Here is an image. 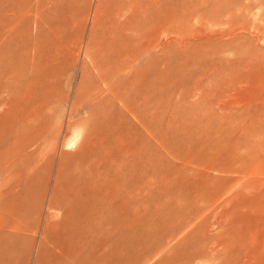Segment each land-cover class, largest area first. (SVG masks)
<instances>
[{
	"label": "rangeland",
	"instance_id": "rangeland-1",
	"mask_svg": "<svg viewBox=\"0 0 264 264\" xmlns=\"http://www.w3.org/2000/svg\"><path fill=\"white\" fill-rule=\"evenodd\" d=\"M133 1L0 31V264H264V0Z\"/></svg>",
	"mask_w": 264,
	"mask_h": 264
},
{
	"label": "bare ground",
	"instance_id": "bare-ground-1",
	"mask_svg": "<svg viewBox=\"0 0 264 264\" xmlns=\"http://www.w3.org/2000/svg\"><path fill=\"white\" fill-rule=\"evenodd\" d=\"M66 2H67V0H4L5 6L3 8L1 7V9H0V11L2 12V14L0 15V31H3V29L7 28V26L8 27L11 26L10 30H12L14 32H19L21 30V33H23V32H27L29 30V28L31 27V25H35L37 28L36 30L40 31V29L42 27V17L41 16L50 17L51 15L52 16L55 15L57 12L60 11L61 8H63V6L66 4ZM128 7H129V10H131V11L138 10L137 9L138 5H137V2L135 0L133 2H131L128 5ZM118 11H120V9H118ZM112 14H113L112 12H109V14H108V20H107V23L105 24L103 36L101 37L102 42H100V44H99L100 48H101L100 45H102L103 43L106 44V40L110 43L109 46H114V48L116 45H119V43H120V42L116 41V40H118V38L116 36H113L115 33H117V31H119L120 24L118 21L109 18ZM4 33H6V32L4 31ZM16 34H18V33H16ZM25 39H32V36L26 35ZM2 40H4V39H2ZM4 45H5V43H4ZM5 47H9V45H7ZM9 49H10V47H9ZM115 49H117L118 51H121L118 47ZM16 54H18V48L16 49ZM113 54H114L113 52L106 50L105 53L101 54L100 56L102 58H111V56H113ZM3 55H4V46L0 45V56H3ZM118 56L124 57L125 55H122V53L120 52V54ZM1 61L2 60H0V64H1L0 65V77H2L6 73V70H5L6 68H4V67H6V65H7V63L2 64ZM103 62H105V60H98V67H97V69H98V77H97L98 80L100 81V83H102L104 81L106 82L105 86H107L108 92H110L109 96L111 99L113 98L115 100H119L123 104L127 105L128 100L124 99L127 97L125 95H122L124 93L121 94L117 89L119 87L118 84H120L118 82V80L121 76L123 78L122 84L124 86H127L128 84H130L129 79L127 77L128 76L127 75L128 74V66H125L124 68H122V70L119 73H116L114 71V67H109V66L104 67ZM111 72H113V73L110 74ZM9 74H11V73H9ZM4 87H6V86L3 85V90H4ZM126 89L127 88H125L123 90H126ZM90 95H91V97H93L92 105H93V107H96V109H93L90 112V114L93 115V117H92L93 120H99L100 121L103 118L102 109H104L103 104H101V100L106 98L107 94H105L104 91L102 92V91L95 90V92L90 94ZM95 97L100 98V101ZM0 105L6 106L7 101H4V100L0 101ZM75 113H76V115H78L77 112H75ZM73 120H75V119H72L68 122L69 127L71 126ZM76 120L81 122L82 117H79ZM4 123H5V121L0 118V135L3 134L2 130L4 128ZM93 124H95V123H93ZM36 136H37L36 134H33V135H29L27 137L26 136L23 137L24 139L22 140V145L20 146V149L18 150V152L20 154L21 153L23 154V152L25 153L26 151H28L27 149L29 147L33 146L34 144L38 145L39 144L38 141L42 137L41 136L36 137ZM73 137H72V140H75ZM70 145H71V143H70ZM23 156H25V154H23ZM83 170H85V169H83ZM85 172H87V171H85ZM66 174H68V173H66Z\"/></svg>",
	"mask_w": 264,
	"mask_h": 264
}]
</instances>
